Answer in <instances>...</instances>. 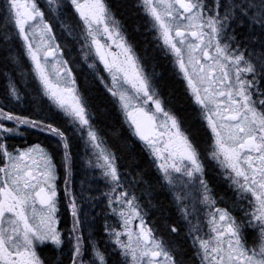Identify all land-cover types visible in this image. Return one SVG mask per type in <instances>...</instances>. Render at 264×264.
I'll list each match as a JSON object with an SVG mask.
<instances>
[{
	"label": "snow or ice",
	"instance_id": "snow-or-ice-1",
	"mask_svg": "<svg viewBox=\"0 0 264 264\" xmlns=\"http://www.w3.org/2000/svg\"><path fill=\"white\" fill-rule=\"evenodd\" d=\"M138 7L186 84L193 110L210 133L203 151L234 188L240 215L216 206L200 146L166 107L107 0H48L47 10L39 0H0V20L21 42L35 93L30 100L6 73L0 101V264H52L45 249H67V264H183L156 238L136 185L120 171L115 151L104 146L53 21L69 29L84 59L92 61L88 67L152 157L159 179L171 189L179 183L206 206L207 231H188L199 264H264V0H141ZM81 144L92 166L90 183H102L106 191L83 184L77 190L74 149ZM189 198L177 196L181 204ZM104 199L107 239L101 248L94 232L85 234V225L94 222L96 202ZM88 201L92 219L85 212ZM62 208L70 227L61 226ZM181 215L190 224L187 206Z\"/></svg>",
	"mask_w": 264,
	"mask_h": 264
},
{
	"label": "trees",
	"instance_id": "trees-1",
	"mask_svg": "<svg viewBox=\"0 0 264 264\" xmlns=\"http://www.w3.org/2000/svg\"><path fill=\"white\" fill-rule=\"evenodd\" d=\"M128 0H107L110 9H113V3L119 9L125 7L120 14V26L128 41L135 47L137 54L142 58L143 64L147 72L152 74L154 85L160 95L166 101V107L170 109L177 118L181 116L194 121L197 117L193 110L192 103L186 93V84L182 82L176 70L168 61V57L161 50L160 42L157 39L158 33L151 28L147 22V18L140 15V10L133 3H128ZM211 4L213 0H208ZM39 3H41L39 1ZM42 7L47 10V4L41 3ZM114 11V10H113ZM51 19V15L49 17ZM127 22V28L122 25V21ZM7 22L0 20V100L4 99L6 87L4 83L8 80L6 73H10L14 78L18 87L23 91L24 85L21 83L25 80L26 74L29 73L26 62L23 61L20 70L15 71L13 61L21 57V47L19 40L15 34L10 31L5 24ZM56 24V32L60 41L65 46V55L67 59L72 61L80 92L88 100L89 111L93 116L94 125L100 130L102 139L106 141L104 145L110 151H115L119 157L118 164L120 171L127 173L126 180L130 184L136 185L134 191L147 213L146 220L149 226L152 227L156 238L164 241L166 246L176 252V258L183 261V264H199V258L194 257L191 248V237L188 235L189 228L186 222L183 221L180 211L173 200L172 193L164 185L163 180L159 179L160 173L151 163L152 157L144 150L142 142L134 136L129 129L128 124L124 122L122 115L114 106L111 97L106 92L104 85L99 81L93 69L85 64L82 56L78 53L79 44L75 42L72 36L68 35L69 29L62 30L59 23ZM67 23H72L67 21ZM7 38V39H6ZM13 41L15 42L12 45ZM13 46V47H12ZM18 72L21 78H16L14 75ZM20 77V76H19ZM204 130V126H203ZM205 132V131H204ZM207 136V135H206ZM76 153V162L74 168V179L78 191L77 178H82L86 175L85 163L82 156L85 157L84 147L80 151L79 148L74 149ZM83 157V158H84ZM83 180V178H82ZM123 190V189H122ZM62 192V191H61ZM92 196L98 193H92ZM223 198H228V194L222 195ZM101 201V200H100ZM102 202H96L98 208L95 209V220L89 225L86 222L85 234L94 232L95 238L101 243L104 239L101 238L102 221L98 218L97 210H100ZM104 204V203H103ZM85 212L88 213V218L92 219V202L88 201L85 204ZM64 215L63 228L70 227L71 217L63 208ZM98 218V220H97ZM97 221V222H95ZM175 226L178 231L173 232L172 227ZM101 248H103L101 246ZM43 254L56 264L57 261H63L67 264V249L64 253L56 252L53 254L51 249H45Z\"/></svg>",
	"mask_w": 264,
	"mask_h": 264
},
{
	"label": "rangeland",
	"instance_id": "rangeland-1",
	"mask_svg": "<svg viewBox=\"0 0 264 264\" xmlns=\"http://www.w3.org/2000/svg\"><path fill=\"white\" fill-rule=\"evenodd\" d=\"M39 1L41 3H44L45 5L46 4L48 5V0H39ZM127 2L130 3V5H131V3H133V0H128ZM140 2H141V0H134L133 5H134V7L136 6L140 10L141 17L147 18L144 15L143 10L140 7H138ZM126 6L119 9L113 3V6H112L113 9H111V11L114 14L116 19H117V15H118V18L120 19V14L122 15V11H124L123 9L126 8ZM121 21H122V25L128 29L127 22L124 21L123 19H121ZM14 43L15 42L13 41L12 45H14ZM19 45L21 47L20 41H19ZM14 46H16V45H14ZM112 50L114 52L117 51L115 46H113ZM78 53H79V55L82 56L81 59L84 60L86 65H89L92 63L91 60H85L84 59L83 54L80 52L79 47H78ZM21 57H23V59L18 58V59H16V61H13V67L15 68V71L20 70L21 69L20 67L22 66L23 61L26 62V64H27L26 68H28L29 73L26 74L27 80H25L21 83L22 85H24L23 89H25V90H23V91L21 90V91L26 92L28 94V98L31 100L35 95L34 88H33V80H32V76L30 75L31 64L28 61V59L23 56L22 50H21ZM65 58L67 59L66 55H65ZM17 65H19V67H17ZM100 67L102 68V65ZM15 74L16 75H14V76L16 78L23 77L18 72H16ZM106 75L107 74L105 73V76ZM7 83H8V80L4 83L5 84L4 87H6ZM181 118L182 119H180V117H179L178 119L183 122L184 129L187 131L188 134H190L191 138L200 146V148L202 150L201 159H202V163H203L204 170H205L204 177L208 183L209 188L212 191V195H213L214 199L217 201L216 206L217 207H227L231 211H233L234 215H240L239 206L237 204V198L234 196V188L232 187L231 183L225 178V175H224L223 170L220 167V165L215 160L211 159V157L208 156L205 151H203L204 149L207 148L210 133L206 130L205 126L200 122L198 117H195L193 122L192 121L190 122V119H188L187 117L184 118L181 116ZM203 126H204V130H203ZM82 159L85 163V166H86L85 171L87 173H86V175H82L83 180H82V178H80V179L77 178V185L79 187V190L81 189V185L83 184V186L85 188L93 187V188H98L100 190V192L106 191L107 189H105V187L102 183H98V184L90 183V181H92L94 179V175H93V172L91 170L92 166H90L86 163V161L89 159L88 155H85V157ZM96 175L98 176L99 174L96 173ZM60 188L62 191L63 186L60 185ZM167 188H168V190L171 191L173 200H175V203L178 207V210L180 211V214H181V209H183L186 206L188 207L189 211L192 213V215L190 217V224L188 222H186L184 217L181 215L183 221L186 222V225L188 226V228L190 226L202 227V233L201 234H203V232H206L207 231V225H206V218L204 215V213L206 211V206L203 204L195 203L194 194L191 191L185 192L182 189V187L179 185V183L177 184L176 189H171L168 186H167ZM94 193L97 194L98 192H94ZM225 194H228V198H223L222 195H225ZM98 195H99V193H98ZM177 196H188L190 198L186 201L185 204H181L177 200ZM99 202H102V204L99 206L100 210L99 209L97 210V214L100 215L98 218L100 219V221H102V226H101L102 236H101V238L104 239V242L101 243V246L104 248L105 247V240L107 239V237H105L103 235L104 214H105V212H107V208L105 207L106 199L101 200ZM96 208H98V205ZM62 210H63V208H62ZM98 218H97V220H98ZM95 222H97V221H95ZM113 222H114L113 219L111 217H109V223H113ZM117 259H119V258L116 256H110L111 261H115Z\"/></svg>",
	"mask_w": 264,
	"mask_h": 264
},
{
	"label": "flooded vegetation",
	"instance_id": "flooded-vegetation-1",
	"mask_svg": "<svg viewBox=\"0 0 264 264\" xmlns=\"http://www.w3.org/2000/svg\"><path fill=\"white\" fill-rule=\"evenodd\" d=\"M168 61H170V63H171V65L173 66V63H172V61L170 60V59H168ZM173 68H174V66H173ZM175 69V68H174ZM176 70V69H175ZM4 99H2V100H0V101H3ZM12 143H15V144H21L22 143V141H20V140H16V141H13ZM82 144L78 147L79 149H80V151H81V149H82ZM82 158H83V156H82ZM60 185L61 186H63V178H61V180H60ZM62 219L64 220V215H62ZM62 226V225H61Z\"/></svg>",
	"mask_w": 264,
	"mask_h": 264
}]
</instances>
